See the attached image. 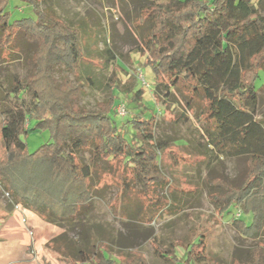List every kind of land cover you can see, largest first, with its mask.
<instances>
[{
    "label": "trees",
    "instance_id": "16d2710c",
    "mask_svg": "<svg viewBox=\"0 0 264 264\" xmlns=\"http://www.w3.org/2000/svg\"><path fill=\"white\" fill-rule=\"evenodd\" d=\"M11 1L0 0V56L5 61L16 52L25 56L28 74L13 92L29 96L23 111L0 98V185L13 203L55 226L74 224L91 209L95 188L90 163L98 162L131 176L144 197L166 185L160 170L166 142L155 138L156 116L135 113L119 122L114 89L96 109L79 106L83 84L59 82L53 75L58 64L73 74L79 69V30L54 10L37 8L36 0H18L27 9L16 17L8 9ZM263 1L152 0L143 10V21L150 26L139 50L151 68L154 94L161 93L165 101L183 85L203 100L198 116L202 142L196 149L207 163L245 160L239 183L208 180L213 189L208 199L220 222L231 215L234 229L253 239L264 232V126L255 118L256 81L264 69V18L258 11ZM20 43L33 47L29 57ZM134 87L125 85L121 92L139 107L143 91ZM37 131L48 132L49 141L29 153L21 136ZM79 152L89 153V164L81 162ZM204 233L184 247L178 258L184 264H202ZM76 256L68 255L76 264H146L138 249L114 258L100 241ZM236 264H264V244L252 247L250 259Z\"/></svg>",
    "mask_w": 264,
    "mask_h": 264
},
{
    "label": "rangeland",
    "instance_id": "374dc122",
    "mask_svg": "<svg viewBox=\"0 0 264 264\" xmlns=\"http://www.w3.org/2000/svg\"><path fill=\"white\" fill-rule=\"evenodd\" d=\"M150 1L36 0V7L54 10L59 19L80 32L79 69L73 74L58 64L53 74L59 82L67 79L83 84L79 106L96 109L97 103L108 99L114 89L118 94L115 111L119 104L126 108L125 117L117 116L119 122L135 113L146 118L156 116L155 138L166 142L165 150L160 152V170L168 183L144 197L138 182L118 167L90 163L95 188L91 209L83 219L62 227L15 205L0 185V264H76L68 255L77 257L78 250L97 241L105 243L114 258L118 252L127 254L138 249L146 264H184V259L178 258L201 232H205L206 240L202 264H236L250 259L252 247L264 244V232L258 239L241 236L231 224V215L220 222L208 199L213 191L208 180L237 184L246 164L243 158H217L208 164L207 158L199 154L196 145L202 142V125L198 116L204 111L203 100L192 96L183 85L165 101L161 93L160 97L154 94L151 68L139 54L149 31L143 10ZM22 4L12 0L8 9L21 17L27 9ZM258 11L264 18V1ZM20 47L27 57L33 52L32 46L20 43ZM12 58L5 61L0 56V98L14 110L23 111L29 96L24 93L17 97L13 91L19 87L18 82L24 81L28 69L23 54L16 52ZM243 63L239 57L238 65ZM139 73L147 86L140 81ZM131 83L134 90L143 91L139 107L130 101V95L121 92ZM256 86L255 118L264 126V69L259 72ZM21 139L27 151L33 153L49 141V134L30 132ZM78 157L89 164V153L79 152ZM125 176L128 179L124 184ZM242 219L249 221L246 215ZM155 248L176 260L160 257Z\"/></svg>",
    "mask_w": 264,
    "mask_h": 264
},
{
    "label": "built area",
    "instance_id": "2783aa9c",
    "mask_svg": "<svg viewBox=\"0 0 264 264\" xmlns=\"http://www.w3.org/2000/svg\"><path fill=\"white\" fill-rule=\"evenodd\" d=\"M139 76H140V81L142 82V84L147 86V84L144 82V78L141 75V73H139ZM116 114H117L118 117H121V118L125 117V115H126V108H125V105L124 104H119L116 107Z\"/></svg>",
    "mask_w": 264,
    "mask_h": 264
}]
</instances>
